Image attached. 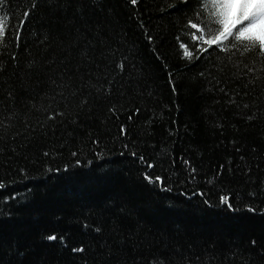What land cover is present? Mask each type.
<instances>
[{"label": "trees", "instance_id": "1", "mask_svg": "<svg viewBox=\"0 0 264 264\" xmlns=\"http://www.w3.org/2000/svg\"><path fill=\"white\" fill-rule=\"evenodd\" d=\"M171 2L36 0L0 48V264H264V58L182 57Z\"/></svg>", "mask_w": 264, "mask_h": 264}, {"label": "snow or ice", "instance_id": "2", "mask_svg": "<svg viewBox=\"0 0 264 264\" xmlns=\"http://www.w3.org/2000/svg\"><path fill=\"white\" fill-rule=\"evenodd\" d=\"M6 2L7 0H0V9L4 8ZM177 2L184 6L182 8L185 17L184 28L188 30L191 43V50L188 42L179 44V48L182 49V57L194 61L200 60L205 54L206 57L215 54L217 59H221V54H230L234 50L243 49L246 53L257 51L258 55L264 58V0H172L168 7H175ZM130 3L135 7L140 4V0H130ZM36 7V0H32L30 8L23 11L22 17L14 25L11 24V17L8 13L0 14V48H6L9 39L16 46H19L25 24L29 22L31 11ZM145 34L151 43L154 37L148 35L146 30ZM2 54L0 51V55ZM12 59H15V56H12ZM119 67L124 68L123 62L119 64ZM169 75L171 77V74ZM200 75L203 76V72ZM110 111H115V109H110ZM136 111L138 113L139 109ZM60 114L63 115V113ZM253 118L252 116L248 117L249 120ZM122 132H124L123 129ZM124 147L127 148L128 145L125 144ZM131 155L136 157V152H131ZM138 159L141 163H145L148 168L155 167L154 164L145 161L142 155ZM185 163L189 162L186 161ZM191 172L194 174L196 169L192 168ZM145 178L149 183L159 182L161 187L164 185L161 176L153 178L146 174ZM194 178L192 176V179ZM5 187L6 185L0 181V189ZM165 190L170 189L166 188ZM199 195L203 196L204 193L201 192ZM203 203L208 207H213L208 199L203 200ZM219 204L234 210L229 195H221ZM249 211H254V209L249 208ZM95 231L100 232L101 229L97 227ZM45 239L56 242L58 238L56 234H48ZM59 243L63 244V237L60 238ZM255 243L256 241L253 240L252 244ZM71 251L84 253L85 248L76 246ZM156 264H160V262L157 261Z\"/></svg>", "mask_w": 264, "mask_h": 264}]
</instances>
